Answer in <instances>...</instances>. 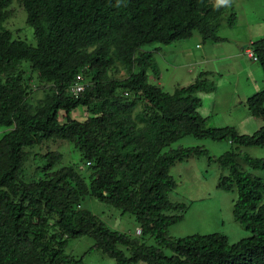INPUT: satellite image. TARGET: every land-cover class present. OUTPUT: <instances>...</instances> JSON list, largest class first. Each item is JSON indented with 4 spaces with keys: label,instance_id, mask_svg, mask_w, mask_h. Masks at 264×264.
I'll list each match as a JSON object with an SVG mask.
<instances>
[{
    "label": "trees",
    "instance_id": "1",
    "mask_svg": "<svg viewBox=\"0 0 264 264\" xmlns=\"http://www.w3.org/2000/svg\"><path fill=\"white\" fill-rule=\"evenodd\" d=\"M14 1L34 45L2 25ZM224 17L234 26V6L217 8L216 0H0V264H87L65 251L82 236L116 264H264V180L242 167L264 169L263 158L242 151L264 147V124L251 134L208 126L198 108L199 93L215 89L209 72L167 92L155 83L153 52L145 48L160 52L194 32L203 43H220ZM241 53L264 77V37ZM76 82L84 89L74 92ZM242 104L264 117V87ZM79 109L81 119L71 115ZM185 136L231 147L210 155L201 145L173 146ZM63 142L78 162L62 165L54 146ZM202 156L220 169L218 187L236 193L233 215L248 237L230 243L219 233L168 234L188 208L169 198L178 185L169 169ZM86 197L132 214L139 236L83 209Z\"/></svg>",
    "mask_w": 264,
    "mask_h": 264
},
{
    "label": "rangeland",
    "instance_id": "2",
    "mask_svg": "<svg viewBox=\"0 0 264 264\" xmlns=\"http://www.w3.org/2000/svg\"><path fill=\"white\" fill-rule=\"evenodd\" d=\"M231 3L236 11V22L234 26L229 27L224 21L225 17L222 19L217 34L225 40L216 43L219 48L215 52L205 54L206 58L202 54L203 48L206 44L208 46L212 44L197 39L199 36L197 32L181 43L161 45L160 52L154 50V44H147L145 48L153 52L157 72L155 83L167 92H172L177 85L190 83L202 69L208 71V78L218 89L215 88L213 93H203L201 112L208 115L207 125L233 126L239 133L251 134L264 124V117L251 113L242 102L258 91L259 86L264 87V77L257 62H252L244 54L236 60L231 56V51L240 46L248 47L250 42L264 37V0H231ZM8 11L9 16L2 25L8 28L15 38L34 45L33 28L26 22L23 7L14 1L8 7ZM237 53H240L239 49ZM217 56L228 58L212 59ZM251 72L253 78L249 75ZM71 115L81 119L85 113L79 109L72 111ZM177 145H201L210 155H219L231 147L228 141H213L192 136L182 137L173 144ZM54 147L63 153L62 165L78 162V152L71 144L63 142ZM242 151L252 157L264 159V147H243ZM242 167L264 180V169H254L245 163H242ZM169 170L178 180V185L169 194L170 200L188 205L184 218L168 228L170 236L219 233L232 243L250 235L249 231L234 218L233 200L236 193L218 187L221 171L217 165L208 164L206 157L202 156L179 161ZM81 207L97 215L110 228L126 232L132 237L139 236L140 229L132 214H122L119 209L92 197L84 198ZM144 242L148 245L155 244L152 236H146ZM93 243L94 239L89 236L70 239L65 251L75 257H82L87 264H116L114 258L98 249H92ZM121 248L128 256L129 251ZM163 253L168 256L171 252L168 248H163ZM134 264L146 263L139 261Z\"/></svg>",
    "mask_w": 264,
    "mask_h": 264
},
{
    "label": "crops",
    "instance_id": "3",
    "mask_svg": "<svg viewBox=\"0 0 264 264\" xmlns=\"http://www.w3.org/2000/svg\"><path fill=\"white\" fill-rule=\"evenodd\" d=\"M199 37L197 36V39H198ZM181 43V42H180ZM196 46L198 47L199 46V43H197L196 44ZM219 48V46L218 45H216V43H213L211 46H208V45H205L204 46V48H203V52H202V54H203V57L204 58H206L205 57V54L207 55V53H209V52H211V51H213V52H215L216 51V49H218ZM238 49H239V52L240 53H237L238 52ZM241 49H242V46H240V47H237V49H233V51H231V56H233V58L234 59H236V60H239L240 59V57H242V53H241ZM219 57V58H218ZM202 58V57H201ZM221 58H222V60H225L226 58H228V56H224V57H221V56H217V57H213L212 59H214V60H221ZM225 58V59H224ZM250 76H251V78H253L252 76H253V73L251 72L250 74H249ZM255 82V81H254ZM262 83H263V81H262ZM256 86H257V84H256ZM216 89H218L217 87H215ZM259 89H261V88H263V86H259L258 87ZM216 89H214V90H216ZM214 91H211V93H213ZM203 93L204 92H201L199 95H200V97H201V104H200V106H199V108H198V111H199V113L201 114V115H203V116H208V115H206L205 113H203V112H201V107H202V103H203ZM211 113H212V110H211ZM211 113H210V115L209 116H211Z\"/></svg>",
    "mask_w": 264,
    "mask_h": 264
},
{
    "label": "built area",
    "instance_id": "4",
    "mask_svg": "<svg viewBox=\"0 0 264 264\" xmlns=\"http://www.w3.org/2000/svg\"><path fill=\"white\" fill-rule=\"evenodd\" d=\"M245 51H246V53H247L249 56L252 57V49H251L250 47H249V48H246ZM77 77H78L79 79H81L80 74L77 75ZM84 87H85V84H84L83 82H76V83H74V85H73V87H72V90H73L74 92H75V91L79 92V91L83 90Z\"/></svg>",
    "mask_w": 264,
    "mask_h": 264
},
{
    "label": "clouds",
    "instance_id": "5",
    "mask_svg": "<svg viewBox=\"0 0 264 264\" xmlns=\"http://www.w3.org/2000/svg\"><path fill=\"white\" fill-rule=\"evenodd\" d=\"M231 6V0H216V7Z\"/></svg>",
    "mask_w": 264,
    "mask_h": 264
}]
</instances>
